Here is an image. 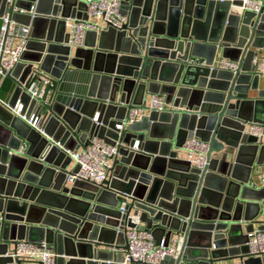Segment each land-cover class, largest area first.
Instances as JSON below:
<instances>
[{
    "label": "water",
    "instance_id": "water-1",
    "mask_svg": "<svg viewBox=\"0 0 264 264\" xmlns=\"http://www.w3.org/2000/svg\"><path fill=\"white\" fill-rule=\"evenodd\" d=\"M120 1L123 29L89 32L73 49L66 21L87 19L84 0H15L27 10L36 3L37 16H14L31 32L8 75L9 104L20 100L22 115L41 125L0 104V264H20L8 252L23 240L52 245L56 264H121L108 249L131 214L159 243L182 239L165 264H261L247 242L264 230V185L252 184L264 143L245 129L264 125V74L254 63L264 48V0L259 14L239 12L241 0ZM6 11L0 0V17ZM224 60L237 70L218 67ZM152 94L171 108L151 112ZM134 106L148 114L120 137L116 126ZM95 136L122 143L108 185H67V151ZM194 137L210 144L204 170L179 158Z\"/></svg>",
    "mask_w": 264,
    "mask_h": 264
},
{
    "label": "built area",
    "instance_id": "built-area-1",
    "mask_svg": "<svg viewBox=\"0 0 264 264\" xmlns=\"http://www.w3.org/2000/svg\"><path fill=\"white\" fill-rule=\"evenodd\" d=\"M86 4L87 19L68 18L66 26L68 30L67 46L73 49L83 48L86 35L89 32H101L110 28L117 31L122 30L127 24V17L121 13L122 3L120 0H84ZM15 0H7V11L0 17L2 25L0 28V89L2 79L7 78L13 73L17 65L21 62V57L30 41L31 29L28 26L19 25L14 16L16 14L30 15L32 18L37 16L36 3L30 10L14 6ZM260 0H241L238 11H246L259 14L262 9ZM218 67L236 71V63L224 60ZM257 72L264 74V59L258 64ZM32 96L37 95L35 83L30 87ZM0 104L10 110L15 116L25 120L34 129H40L41 118L32 114L29 119L22 115L24 105L19 100L14 107L9 101L0 98ZM148 109L156 112H164L169 106L165 103V97L160 94H152L147 102ZM148 112L142 106H134L126 119L117 124L120 131L119 136L125 127L140 122ZM98 121V116L94 119ZM245 133L262 140L264 138V125L249 123ZM139 141L135 147L138 148ZM122 143L116 141L115 145L107 143L99 137H92L85 149L80 147L75 151H67L71 159L72 168L68 169L66 184L73 185L76 182H86L95 187L108 185L111 178V168L114 159L119 155ZM187 160L193 166L204 170L208 163L210 144L198 137L187 139L183 146ZM264 185V179L262 180ZM118 209L125 215L127 204L121 203ZM125 223L120 226L118 233H122V243L114 244L111 249L119 250L122 253L121 264H165L168 258L176 259L181 250L182 239L174 237L168 242L163 237L159 243L152 230L143 226L140 216L129 215L125 218ZM247 246L249 256L259 258L264 264V230L255 229L248 233ZM20 264H56L58 254L52 245L46 243H32L29 241H18L16 252L9 254Z\"/></svg>",
    "mask_w": 264,
    "mask_h": 264
},
{
    "label": "crops",
    "instance_id": "crops-1",
    "mask_svg": "<svg viewBox=\"0 0 264 264\" xmlns=\"http://www.w3.org/2000/svg\"><path fill=\"white\" fill-rule=\"evenodd\" d=\"M1 25H2V21L0 20V28H1ZM256 52L258 53V56L256 57L254 63H255V65L256 64L258 65L264 59V48L263 49H257ZM1 81H2L3 84H2V88L0 89V98L2 100H4V101L8 102L10 100L12 94H13L15 85H14L13 81L9 77L4 78V80L2 79ZM261 87L264 88V82L261 85ZM256 94H257L256 92H251L250 93V99L256 98V96H257ZM149 99H150V97H149ZM168 108H171V107H168ZM262 141L264 143V138L262 139ZM179 158L182 159V160L188 161L187 157H186V154H185V152L183 150L179 151ZM69 168L70 169L72 168V164L70 165ZM263 179H264V167H263L262 171L257 176L253 177L252 184H256L259 187H261L262 186L261 183H262ZM143 226L146 227L147 225L143 223ZM153 228L155 229V228H158V227L154 226ZM121 243H122V240H120L119 244H121ZM108 250H110L111 252L114 253V258H115L116 262L122 259V253L119 250H117V251L115 250L114 251L111 248L108 249ZM12 253H13V247H11L9 249L8 255L12 254ZM233 263L238 264V261L237 262L230 261L227 264H233Z\"/></svg>",
    "mask_w": 264,
    "mask_h": 264
}]
</instances>
